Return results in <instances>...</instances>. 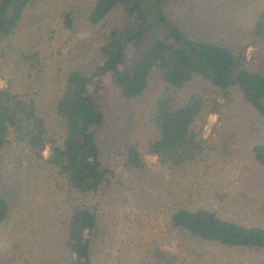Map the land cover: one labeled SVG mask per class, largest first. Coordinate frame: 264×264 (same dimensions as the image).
I'll use <instances>...</instances> for the list:
<instances>
[{"label":"trees","instance_id":"1","mask_svg":"<svg viewBox=\"0 0 264 264\" xmlns=\"http://www.w3.org/2000/svg\"><path fill=\"white\" fill-rule=\"evenodd\" d=\"M228 1L215 20L196 0H0V225L18 204L4 185L17 178L64 200L63 264H264V226L163 201L156 192L172 190L149 175L147 154L180 173L202 164L236 103L258 127L251 149L264 167V68L248 52L264 47V0ZM108 84L145 103L121 141L122 170L101 137ZM127 192L145 223L115 254L111 203ZM20 246L0 254L15 260Z\"/></svg>","mask_w":264,"mask_h":264},{"label":"rangeland","instance_id":"2","mask_svg":"<svg viewBox=\"0 0 264 264\" xmlns=\"http://www.w3.org/2000/svg\"><path fill=\"white\" fill-rule=\"evenodd\" d=\"M228 2L196 0V5L206 9L204 14L219 20L221 14L217 12ZM248 52L250 58L257 54L256 66L262 65L264 68V47L259 46L257 50V47L251 46ZM4 82V79H0V85ZM115 91L109 84L102 87L105 99H114V107L110 110L101 137L106 154L110 153L115 166L122 170L121 141L129 131L133 132L137 127L145 103L124 101ZM240 108L241 104L236 103L227 121L221 123L222 133L216 139V149L210 156L205 155L202 164L188 167L180 173L162 167L157 163V156L147 154L150 177H162L172 190V194L164 190L156 192L163 195V201L177 198L192 205L209 204L230 219L243 224L264 226V167L254 161L251 149L253 132L258 127L253 121L250 122L248 114ZM217 120L218 114L208 115L204 126L205 137L213 132ZM140 185L145 186L144 181ZM4 186L14 198L18 197V204L0 225V246L5 249L15 244L21 246L16 249L17 255H12L15 260L0 254V264H63L67 251L63 241L65 203L61 196L41 187H25L17 178H9ZM111 207H116L114 213L117 215L118 228L111 248L117 254L127 231L132 227L135 233L139 221L145 223V219L141 203L130 192L122 194L117 203H111ZM165 247L179 251L176 247Z\"/></svg>","mask_w":264,"mask_h":264},{"label":"built area","instance_id":"3","mask_svg":"<svg viewBox=\"0 0 264 264\" xmlns=\"http://www.w3.org/2000/svg\"><path fill=\"white\" fill-rule=\"evenodd\" d=\"M5 83V82H4ZM3 85V84H2Z\"/></svg>","mask_w":264,"mask_h":264}]
</instances>
